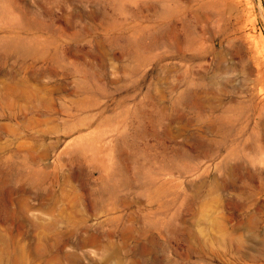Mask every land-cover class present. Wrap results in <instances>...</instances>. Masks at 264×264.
<instances>
[{"label":"rangeland","instance_id":"1","mask_svg":"<svg viewBox=\"0 0 264 264\" xmlns=\"http://www.w3.org/2000/svg\"><path fill=\"white\" fill-rule=\"evenodd\" d=\"M0 264H264V0H0Z\"/></svg>","mask_w":264,"mask_h":264},{"label":"bare ground","instance_id":"2","mask_svg":"<svg viewBox=\"0 0 264 264\" xmlns=\"http://www.w3.org/2000/svg\"><path fill=\"white\" fill-rule=\"evenodd\" d=\"M262 87V86H261ZM260 88V87H259ZM261 89V88H260ZM262 90V89H261Z\"/></svg>","mask_w":264,"mask_h":264}]
</instances>
